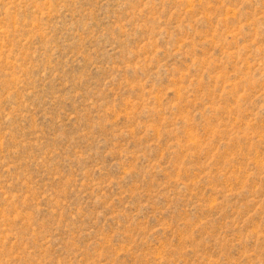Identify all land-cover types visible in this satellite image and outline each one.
Here are the masks:
<instances>
[{"label":"rangeland","instance_id":"1","mask_svg":"<svg viewBox=\"0 0 264 264\" xmlns=\"http://www.w3.org/2000/svg\"><path fill=\"white\" fill-rule=\"evenodd\" d=\"M0 264H264V0H0Z\"/></svg>","mask_w":264,"mask_h":264}]
</instances>
